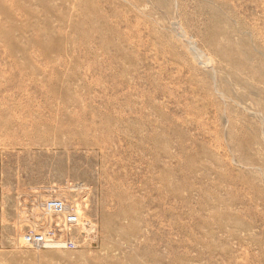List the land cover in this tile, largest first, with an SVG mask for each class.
Instances as JSON below:
<instances>
[{
	"label": "rangeland",
	"instance_id": "rangeland-1",
	"mask_svg": "<svg viewBox=\"0 0 264 264\" xmlns=\"http://www.w3.org/2000/svg\"><path fill=\"white\" fill-rule=\"evenodd\" d=\"M0 264H264V0H0Z\"/></svg>",
	"mask_w": 264,
	"mask_h": 264
},
{
	"label": "built area",
	"instance_id": "built-area-1",
	"mask_svg": "<svg viewBox=\"0 0 264 264\" xmlns=\"http://www.w3.org/2000/svg\"><path fill=\"white\" fill-rule=\"evenodd\" d=\"M65 206L63 202L59 200H50L46 201L42 206V211H44L47 214L53 213V214H65L66 222L69 223L68 225L75 224L77 221L75 213L72 212V210L66 211ZM24 241L30 245H34L37 247H41L44 245L45 237L43 234H34L30 233L24 237Z\"/></svg>",
	"mask_w": 264,
	"mask_h": 264
}]
</instances>
